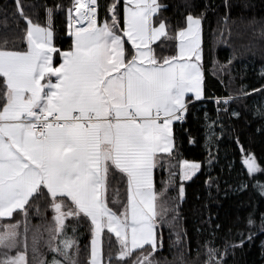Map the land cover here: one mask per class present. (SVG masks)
<instances>
[{
  "label": "snow or ice",
  "instance_id": "1",
  "mask_svg": "<svg viewBox=\"0 0 264 264\" xmlns=\"http://www.w3.org/2000/svg\"><path fill=\"white\" fill-rule=\"evenodd\" d=\"M15 3L25 27L17 45L0 46V218L22 219L0 230V264H77L81 226L90 230L88 264H102L103 246L113 243L115 259L109 252L106 264H161L155 257L163 250L162 230H174L179 219L177 197L168 195L174 177L183 182L201 168L181 159L176 173L172 160L174 122L185 119L189 94L193 101L203 96L202 16L189 13L173 34L159 0H123L122 10L112 0L102 21L98 0H69L66 7L45 6L43 23ZM54 9L65 14L66 49L55 43ZM261 92L264 84L251 89ZM251 93L242 87L239 95ZM234 98L218 97L217 104L227 112ZM254 115L264 119V109ZM241 162L250 178L264 173L251 153ZM157 170L168 173L159 189ZM253 187L264 196V182L256 179ZM184 196L181 183L179 200ZM254 223L250 214L248 227ZM238 234L240 245L255 235ZM214 236L215 230L202 244L203 264H225L237 246L225 241L221 249Z\"/></svg>",
  "mask_w": 264,
  "mask_h": 264
},
{
  "label": "trees",
  "instance_id": "2",
  "mask_svg": "<svg viewBox=\"0 0 264 264\" xmlns=\"http://www.w3.org/2000/svg\"><path fill=\"white\" fill-rule=\"evenodd\" d=\"M98 2L99 19L102 21L106 5L112 0ZM159 2L167 5L161 10L160 17L168 22L173 34L178 27L185 25L189 13L202 16L204 81L202 99L193 101L189 97L185 119L174 122L176 154L172 160L176 165L173 169L176 173L179 172L178 162L181 159L198 161L201 168L192 178L183 182L185 196L182 201L179 200V185L182 182L178 175L174 177V190L168 195L177 197L179 219L174 230L169 227L162 230L163 250L157 252L155 258L161 264H180L182 256L186 264H203L202 244L211 238L210 233L215 230L216 246L223 249L225 241L237 245L229 248L225 264H264V231L260 230L264 196L258 187H253L256 179L264 182V173H257L254 178H250L241 162L243 153H251L264 168V119L254 115L258 108L264 109V92L251 93L252 88L264 84V0ZM20 3L26 15L43 23L46 19L45 6L53 7L60 3L66 7L69 0H20ZM120 5L122 10L123 0H120ZM53 21L57 33L55 43L66 49L70 39L65 30V14L54 9ZM24 27L25 22L17 14L15 0H0V46L5 42L9 48L17 45ZM167 51L169 49L166 48ZM157 52H160L159 48ZM56 60V63L59 62V58ZM221 65L225 66L223 71L220 70ZM242 87L251 94L239 95ZM229 95L235 98L230 101L226 112L223 103L217 104V98ZM217 107L221 109L219 113ZM232 110L238 112L239 116L233 117ZM205 113L208 115L207 120ZM208 124H213L212 131L215 133L211 136L210 144L206 143ZM167 175V171L155 172L158 189L163 186L161 181L166 180ZM209 180L211 183H206ZM241 185L247 187L242 188ZM250 214L255 222L251 228L247 225ZM47 215L50 219L51 213ZM16 219L22 217L17 214L14 218H0V230L4 224L15 223ZM38 219L33 215L32 225ZM217 225L220 226L218 229ZM240 231L245 237L249 232L255 235L240 245ZM175 233L180 234L179 244L173 243L176 240ZM77 240L79 250L73 249L74 259L77 264H88L90 230L87 226L78 228ZM197 250L200 256H197ZM43 251L46 259H50L51 254L46 249ZM109 252L115 259L114 243L111 249L107 244L103 246L104 264Z\"/></svg>",
  "mask_w": 264,
  "mask_h": 264
},
{
  "label": "rangeland",
  "instance_id": "3",
  "mask_svg": "<svg viewBox=\"0 0 264 264\" xmlns=\"http://www.w3.org/2000/svg\"><path fill=\"white\" fill-rule=\"evenodd\" d=\"M184 26H186V23H185V25ZM56 58H58V57H56ZM57 60H55V62H56ZM57 63H59V62H57ZM189 97H191V95L189 94ZM202 98V97H201ZM200 98V99H201ZM199 100V99H198ZM186 160H188V159H186ZM189 161H195V160H189ZM199 170V169H198ZM198 170L190 177V178H192L197 172H198ZM189 178V179H190ZM188 179V180H189ZM188 180H186V181H188ZM183 182H185V181H183ZM182 182V183H183ZM184 184V183H183ZM125 197H126V193H125ZM90 255H91V245H90V242H89V256H88V259L90 258ZM50 259H51V257H50ZM102 264H104V259H103V248H102Z\"/></svg>",
  "mask_w": 264,
  "mask_h": 264
},
{
  "label": "built area",
  "instance_id": "4",
  "mask_svg": "<svg viewBox=\"0 0 264 264\" xmlns=\"http://www.w3.org/2000/svg\"><path fill=\"white\" fill-rule=\"evenodd\" d=\"M75 14V13H74Z\"/></svg>",
  "mask_w": 264,
  "mask_h": 264
}]
</instances>
